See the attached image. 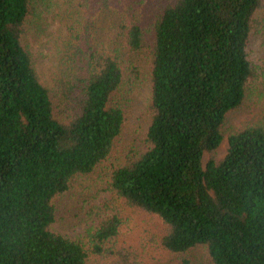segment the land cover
Returning <instances> with one entry per match:
<instances>
[{
    "label": "trees",
    "instance_id": "obj_1",
    "mask_svg": "<svg viewBox=\"0 0 264 264\" xmlns=\"http://www.w3.org/2000/svg\"><path fill=\"white\" fill-rule=\"evenodd\" d=\"M137 1L79 0L63 71L48 84L28 42L36 0H0V264H137L117 214L80 235L54 227L56 199L101 172V189L158 220V249L264 264V123L230 132L216 156L256 71L253 39L264 47V0H159L149 32L133 18ZM144 52L145 147L104 169Z\"/></svg>",
    "mask_w": 264,
    "mask_h": 264
},
{
    "label": "rangeland",
    "instance_id": "obj_2",
    "mask_svg": "<svg viewBox=\"0 0 264 264\" xmlns=\"http://www.w3.org/2000/svg\"><path fill=\"white\" fill-rule=\"evenodd\" d=\"M78 3L79 0H36L37 16L31 20L28 42L38 72L48 84H53L63 71L60 63L63 39L69 38L71 28L79 22L80 17L74 11ZM136 3L140 5H135L133 18L149 32L152 29L154 11L159 0H138ZM262 40L253 39L252 52L257 64L256 71L249 82L247 96L242 106L227 115L224 125L225 136L216 152L218 159H221L227 151L230 132L257 122L264 123ZM135 64L138 77L129 74L126 86L121 92L120 100L125 109L122 133L109 156V162L103 166L104 169L123 159L131 150L142 151L145 147L146 130L151 118L149 110L151 83L147 52L139 55ZM105 176L106 174L101 172L81 178L82 183L78 188L56 199L57 220L54 227L57 231L70 236L80 235L100 219L117 214L122 220L120 246L127 248L133 258L136 256L134 259L137 264H183V260L186 259L189 260V264H211L202 248H197L187 255H171L158 249L155 241H152L154 235L161 233L158 220L145 216L129 207L110 191L101 189ZM93 259L91 264L110 262L108 257Z\"/></svg>",
    "mask_w": 264,
    "mask_h": 264
}]
</instances>
